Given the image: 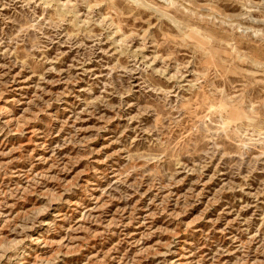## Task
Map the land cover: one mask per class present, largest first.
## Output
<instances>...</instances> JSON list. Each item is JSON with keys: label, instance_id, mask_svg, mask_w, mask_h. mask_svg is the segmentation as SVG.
Returning a JSON list of instances; mask_svg holds the SVG:
<instances>
[{"label": "rangeland", "instance_id": "rangeland-1", "mask_svg": "<svg viewBox=\"0 0 264 264\" xmlns=\"http://www.w3.org/2000/svg\"><path fill=\"white\" fill-rule=\"evenodd\" d=\"M0 264H264V0H0Z\"/></svg>", "mask_w": 264, "mask_h": 264}]
</instances>
